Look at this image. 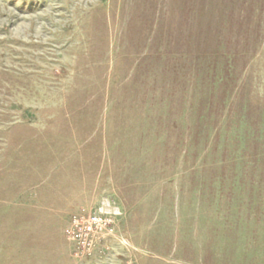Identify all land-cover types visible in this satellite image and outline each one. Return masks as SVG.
<instances>
[{
    "label": "rangeland",
    "instance_id": "obj_1",
    "mask_svg": "<svg viewBox=\"0 0 264 264\" xmlns=\"http://www.w3.org/2000/svg\"><path fill=\"white\" fill-rule=\"evenodd\" d=\"M0 264H264V0H0Z\"/></svg>",
    "mask_w": 264,
    "mask_h": 264
},
{
    "label": "built area",
    "instance_id": "obj_2",
    "mask_svg": "<svg viewBox=\"0 0 264 264\" xmlns=\"http://www.w3.org/2000/svg\"><path fill=\"white\" fill-rule=\"evenodd\" d=\"M121 215L122 211L114 201L103 198L89 215L73 218L66 231L67 238L76 246L77 252L89 253L95 246V238L115 233L116 221Z\"/></svg>",
    "mask_w": 264,
    "mask_h": 264
}]
</instances>
